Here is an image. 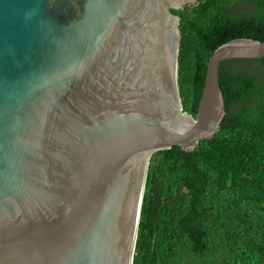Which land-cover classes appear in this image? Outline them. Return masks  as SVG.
I'll return each mask as SVG.
<instances>
[{
  "label": "water",
  "instance_id": "95a60500",
  "mask_svg": "<svg viewBox=\"0 0 264 264\" xmlns=\"http://www.w3.org/2000/svg\"><path fill=\"white\" fill-rule=\"evenodd\" d=\"M199 0H0V264H133L148 167L193 152L226 112L207 64L195 117L178 84L179 18Z\"/></svg>",
  "mask_w": 264,
  "mask_h": 264
},
{
  "label": "trees",
  "instance_id": "16d2710c",
  "mask_svg": "<svg viewBox=\"0 0 264 264\" xmlns=\"http://www.w3.org/2000/svg\"><path fill=\"white\" fill-rule=\"evenodd\" d=\"M179 18L178 84L195 117L213 52L264 42V0H199ZM226 115L193 152L152 155L133 264H264V57L220 63Z\"/></svg>",
  "mask_w": 264,
  "mask_h": 264
}]
</instances>
